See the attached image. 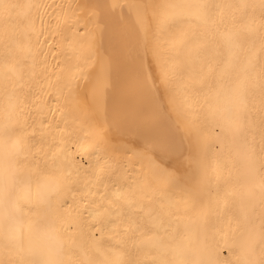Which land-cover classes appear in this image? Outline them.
Instances as JSON below:
<instances>
[{
	"label": "bare ground",
	"instance_id": "bare-ground-1",
	"mask_svg": "<svg viewBox=\"0 0 264 264\" xmlns=\"http://www.w3.org/2000/svg\"><path fill=\"white\" fill-rule=\"evenodd\" d=\"M9 229L24 251L11 250ZM8 259L46 264L39 0H0V262Z\"/></svg>",
	"mask_w": 264,
	"mask_h": 264
},
{
	"label": "snow or ice",
	"instance_id": "snow-or-ice-1",
	"mask_svg": "<svg viewBox=\"0 0 264 264\" xmlns=\"http://www.w3.org/2000/svg\"><path fill=\"white\" fill-rule=\"evenodd\" d=\"M257 6L259 7L260 12H261L262 27H264V0H260L258 5H252L251 7L255 8ZM5 7L6 8L10 7V8L14 9L17 7V5L13 4V5L5 6ZM217 7H219V5H217ZM162 77H163V79H162V83H163L167 79V72L166 71L162 72ZM74 100H75L78 108L81 107V105H87V103H88L86 96L83 98H80L79 96H77L74 98ZM57 111H59V109H57ZM70 115L71 114L67 113V112L62 113L61 114V122H63L64 124L67 125ZM230 121L232 123L239 125L242 121V113L240 111H236V112L232 113L230 115ZM97 134L99 135V130H98ZM242 147L244 148L245 157L249 158V160H250V157L248 156L250 149H248L247 145H243ZM261 152L264 153V145H262ZM99 163H100V158H98V160H97V167L99 166ZM262 168H264V156H262ZM249 171L251 173H254L256 171L255 163L252 162L251 160H250ZM259 188H260L261 201H262V203H264V181H261ZM129 206L131 207V205H129ZM101 208H103V204H101ZM18 211H19L21 216L26 217L28 215V212L24 211V209H18ZM29 211H31L35 214V212H37L38 210L37 209H29ZM6 238L8 240L9 245L11 246V250H13V251H24V248H23V245L20 241V238L15 233V231L9 229ZM259 244L261 246L262 253H264V217H262L261 238H260ZM29 251H30V249H29ZM0 264H25V262L8 259V260L0 262ZM31 264H36V262H31ZM48 264H64V262L63 261H56V262H48ZM251 264H264V259H260L259 261H253V262H251Z\"/></svg>",
	"mask_w": 264,
	"mask_h": 264
}]
</instances>
